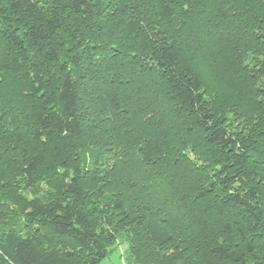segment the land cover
Wrapping results in <instances>:
<instances>
[{"label": "trees", "instance_id": "16d2710c", "mask_svg": "<svg viewBox=\"0 0 264 264\" xmlns=\"http://www.w3.org/2000/svg\"><path fill=\"white\" fill-rule=\"evenodd\" d=\"M4 4L0 44L7 61L0 70L11 75L16 66L24 79L13 108L0 106V155L19 154L22 145L49 147L51 161L67 172L53 199L23 202V224L32 229L0 233V264H99L122 244L125 264H264V128L257 137L235 132L211 101L202 63L213 55L207 48L222 39L238 52L250 47L264 58V0ZM238 71L252 79V70ZM83 104L93 110L91 118L102 113L146 125L131 144L170 199L119 178L118 185H130L133 195L114 191L90 205L86 177L66 154L82 136ZM3 113L18 119L13 143L4 136L9 125ZM47 153L33 149L17 164L24 189L36 185ZM200 159L213 168L205 170L208 182L194 194L188 178L202 174ZM186 165L187 176L180 174ZM219 194L224 207L245 219L238 228L243 248L201 237L208 227L197 217L212 205L201 199ZM162 198L199 214L192 212L183 229L174 228L164 219Z\"/></svg>", "mask_w": 264, "mask_h": 264}, {"label": "rangeland", "instance_id": "374dc122", "mask_svg": "<svg viewBox=\"0 0 264 264\" xmlns=\"http://www.w3.org/2000/svg\"><path fill=\"white\" fill-rule=\"evenodd\" d=\"M4 1L0 0L2 7H5ZM236 46V44L233 45L230 41L222 39L213 42L207 48L213 55L211 59L203 57L202 60L208 76L206 90L213 105L219 108V111H223L227 121L237 134L257 137V134L259 135V132L264 128V67L260 64L262 62L264 66L263 53L258 52L253 55L254 51H251L250 47L243 49V52H238ZM245 52L247 53L245 54ZM251 56L253 60H251ZM4 58L5 50L0 44V69L3 62L7 61ZM239 66L252 70L250 71L251 80L238 71ZM11 68V75L0 70V106L6 110L13 108L18 82L24 79L22 71L13 65ZM90 112H93L91 107L86 109V104H83L82 136L76 141L75 149L66 150V154L71 159L70 163L77 165L86 177L83 191L90 198V205H96L100 200H103L104 196L110 195L114 191L125 197L133 195L130 185L126 188L118 185L121 180L119 178L128 180V182L136 181L140 186L154 188L155 191L162 192L163 197L167 196L170 199L167 192L165 193L166 186L158 183V178L156 180L154 177L153 169L141 162L135 145L131 144L133 135L136 134L137 137L138 130H145L146 125L132 122L121 116L116 118L102 113L99 114V117L91 118ZM3 114L6 125H9L4 136L7 141L13 143L16 139L14 137L17 134L15 126L18 119ZM33 149L51 153H47L49 155L46 160V168L38 170L35 174L36 185L24 189V181H22L24 179L16 166L21 163L26 154H31ZM18 152L19 154L15 155L10 152L0 155V178L6 174L9 176L0 184V187L4 188H0V233L8 228H14L21 233L32 229L33 227L23 224L21 208L23 202L53 199L57 194L59 184H62L61 182L64 180L63 174L67 172L54 160L51 161L54 153L50 151L49 147L22 145ZM186 153L191 157V160H196V157L192 156L188 149ZM189 157L186 160L191 161ZM196 163L200 166L202 174L199 177L190 174V179L188 178L194 194L202 191L203 186L208 182L205 180L207 175L205 170L212 172L213 168V166L205 165V161L201 159ZM188 167L189 165L182 167L180 174L187 176L190 172ZM113 180L116 183H113ZM212 180L216 181L218 177L214 176ZM100 193H102L101 196ZM201 200H205L202 204H206V202L212 204L208 214H205L204 217H197L201 222L204 221L208 227L201 233V237L210 243L229 244L233 247L237 244L238 247L243 248V239L239 238L243 235H239L238 228L246 226L245 219L238 212L224 207L221 194L218 197L211 195ZM162 202L165 211L164 219L177 229H183L182 224L192 212H195V208L182 211L178 208L179 206L166 203L163 198ZM124 249L125 245L123 244L114 247L99 264H125Z\"/></svg>", "mask_w": 264, "mask_h": 264}]
</instances>
